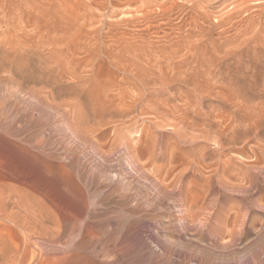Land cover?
I'll use <instances>...</instances> for the list:
<instances>
[{
    "label": "rangeland",
    "instance_id": "1",
    "mask_svg": "<svg viewBox=\"0 0 264 264\" xmlns=\"http://www.w3.org/2000/svg\"><path fill=\"white\" fill-rule=\"evenodd\" d=\"M0 204L30 264H264V0H0Z\"/></svg>",
    "mask_w": 264,
    "mask_h": 264
},
{
    "label": "bare ground",
    "instance_id": "2",
    "mask_svg": "<svg viewBox=\"0 0 264 264\" xmlns=\"http://www.w3.org/2000/svg\"><path fill=\"white\" fill-rule=\"evenodd\" d=\"M87 61V60H86ZM88 63V62H87ZM90 63V62H89ZM91 64V63H90ZM118 67V66H117ZM127 67V66H126ZM118 69H120V68H118ZM126 69V68H125ZM74 70V69H73ZM124 72V71H123ZM72 73V72H71ZM135 73V72H134ZM126 74V73H125ZM241 75V74H240ZM126 76V75H125ZM132 76V75H131ZM242 77V76H241ZM140 78V77H139ZM146 79V78H145ZM128 80V79H127ZM126 80V81H127ZM139 80V79H138ZM125 81V80H124ZM228 81V80H227ZM232 81V80H231ZM159 82V81H158ZM236 82V81H235ZM121 83V82H120ZM145 83H148V81H145ZM142 84H144V83H142ZM153 84H154V82H153ZM227 84H228V82H227ZM159 85H160V83H159ZM220 85V84H219ZM153 86H155V88H156V86L157 87H159L158 85H153ZM163 86V85H162ZM230 86V85H229ZM236 86V85H235ZM125 87V86H124ZM144 87V86H143ZM149 86H147V87H145V88H148ZM226 87H228V86H226ZM132 88V87H131ZM152 88V87H151ZM162 88V87H161ZM231 88V87H230ZM119 89V88H118ZM126 89V88H125ZM128 89V88H127ZM72 90V89H71ZM70 90V91H71ZM128 90H131L130 89V87H129V89ZM127 90V91H128ZM235 90V89H234ZM16 91V90H15ZM124 91V90H123ZM140 91V90H139ZM138 91V92H139ZM131 92V91H130ZM15 93V92H14ZM76 93V92H75ZM118 93V92H117ZM129 93V92H128ZM133 93V92H132ZM135 94V93H134ZM133 94V95H134ZM139 94V93H138ZM135 95H137V93L135 94ZM134 95V96H135ZM140 95V94H139ZM122 96V95H121ZM139 97V96H138ZM144 97H145V95H144ZM116 98H118V96L116 97ZM140 98H141V96H140ZM61 99V98H60ZM130 99V98H129ZM128 99V100H129ZM144 99V98H143ZM143 99H142V101H143ZM167 99V98H166ZM199 99H200V97H199ZM67 100V99H66ZM120 100H121V98H120ZM132 100V99H131ZM133 100H135V99H133ZM145 100V99H144ZM152 100V99H151ZM66 102V101H65ZM125 102V101H124ZM130 102V101H129ZM147 102V101H146ZM111 103V102H110ZM131 103V102H130ZM138 103V102H137ZM147 103H149V102H147ZM50 104V103H49ZM54 104V103H53ZM59 104V103H58ZM125 104V103H124ZM123 104V105H124ZM139 104V103H138ZM152 103H149V105H151ZM245 104V103H244ZM52 105V104H51ZM144 105V104H143ZM142 105V107H145L146 106V104H145V106H143ZM132 106V105H131ZM134 106V105H133ZM241 106V105H240ZM126 107V106H125ZM124 107V108H125ZM135 107H137L136 105H135ZM157 108H159V107H157ZM136 109V108H135ZM140 109V111L142 110V108L140 107L139 108ZM144 109V108H143ZM151 111H153V110H151ZM139 112V111H138ZM154 112H156V110L154 111ZM158 112V111H157ZM160 112H162V111H160ZM164 113H162L161 115H163ZM165 114H168V113H166L165 112ZM164 117V116H163ZM125 118V117H124ZM155 118H157V117H155ZM159 118V117H158ZM64 119V118H63ZM154 120V119H153ZM67 121V120H66ZM150 121V120H149ZM148 121V122H149ZM157 121H159V120H157ZM153 122V121H152ZM157 124V123H156ZM158 124H160V123H158ZM157 124V125H158ZM67 125V124H66ZM101 125V124H100ZM146 126V125H145ZM153 127V126H152ZM154 127H156V126H154ZM159 128H160V125H159ZM158 128V129H159ZM157 129V128H156ZM155 129V130H156ZM93 130H94V128H93ZM151 130H153V128L151 129ZM150 130V131H151ZM126 133V132H125ZM185 133V132H184ZM123 134V133H122ZM121 135V134H120ZM128 135V134H127ZM153 136H155V138L151 141V143L154 145V147L153 148H155V149H153L154 150V155H155V157H160V156H162L163 155V153H164V151L166 150V146H165V141H164V139L163 138H161L160 136H158V137H156V135H153ZM162 136V135H161ZM177 136H178V134H177ZM180 136V135H179ZM186 136V135H185ZM80 137V136H79ZM115 137V136H114ZM130 137V136H129ZM203 137H204V135H203ZM117 138V137H116ZM139 138V137H138ZM137 138V139H138ZM80 139V138H79ZM152 139V138H151ZM134 140V139H133ZM132 139H130V138H128V137H125V135L124 136H122V137H119V134H118V139L116 140V143L117 144H114V145H118V146H120V147H122V149L124 150V153H125V155L126 156H128L129 157V159L132 161V163L130 164V165H132V168L135 170V171H140L141 173H142V176L144 177V178H146V179H148L149 181H150V183H152L158 190L159 189H161L162 187H164V184H163V181L165 180L164 179V177H163V175L162 174H160L158 177H157V171H159V169L158 170H155L153 173H151V174H147L146 172H144L143 171V166L142 165H139L135 160H134V154H133V152H134V149H133V147H132V141H133ZM145 140V139H144ZM176 140V139H175ZM180 140V142L182 143V144H185V145H189V146H191V145H195V142L193 141V140H191V139H188V138H181V139H179ZM137 142L138 141H143L141 138H139L138 140H136ZM204 142V141H203ZM95 143V142H94ZM96 143H97V141H96ZM175 143H177V142H175ZM98 144V143H97ZM166 144H168V143H166ZM105 145V144H104ZM181 145V144H180ZM184 145V146H185ZM94 146V145H93ZM98 147V146H97ZM186 147V146H185ZM188 147V146H187ZM187 147H186V149H187ZM184 148V147H183ZM133 149V150H132ZM110 150V149H109ZM96 151H97V148H96ZM101 151V150H100ZM112 152V151H111ZM169 152V151H168ZM97 153V152H96ZM95 153V154H96ZM100 153V152H99ZM124 155V154H123ZM124 155V156H125ZM96 156V155H95ZM100 156H101V154H100ZM98 157V156H97ZM166 157V156H165ZM171 157V156H170ZM110 158V157H109ZM121 158V157H120ZM126 158V157H125ZM103 159V158H102ZM159 159V158H158ZM111 160H112V158H111ZM121 160V159H120ZM103 161V160H102ZM119 161V160H118ZM109 162V161H108ZM140 163V162H139ZM187 163H188V160H187ZM186 163V164H187ZM103 164V163H102ZM112 164H114V163H112ZM170 164V163H169ZM110 165V164H109ZM118 165V164H117ZM122 165V164H121ZM101 166V165H100ZM107 166H108V164H107ZM107 166H104L105 168L107 167ZM113 166H115V165H113ZM120 166V165H119ZM186 166V165H185ZM219 166V165H218ZM103 167V166H102ZM110 167V166H109ZM171 167V166H170ZM184 167V166H183ZM115 168V167H114ZM122 168V167H121ZM120 168V169H121ZM184 168H186L187 170L186 171H189L188 170V168L187 167H184ZM107 169V168H106ZM112 169V168H111ZM116 169V168H115ZM115 169H113V170H115ZM118 169V168H117ZM116 169V170H117ZM105 170V169H104ZM115 170V171H116ZM169 170V169H168ZM182 170V169H181ZM194 170V169H193ZM183 171H185V169L183 170ZM182 171V173L181 172H179L178 174H180V175H178V181H180L181 179H182V176H183V174H184V172ZM192 171V170H191ZM177 172V171H176ZM193 172V171H192ZM196 172V171H195ZM104 173V172H103ZM111 173V172H110ZM194 173V172H193ZM106 174V173H105ZM112 175V174H111ZM115 175V174H114ZM175 175V174H174ZM104 176V175H103ZM102 176V177H103ZM108 176V175H107ZM165 177H166V174H165ZM173 177V176H172ZM209 177H210V175H209ZM113 178V177H112ZM167 178V177H166ZM103 179V178H102ZM108 179V178H107ZM111 179V178H110ZM110 179H109V181H110ZM220 179V178H219ZM104 180V179H103ZM171 180V179H170ZM177 181V180H176ZM104 182V181H103ZM102 182V183H103ZM112 182V181H111ZM116 182V181H115ZM224 182V181H223ZM119 183V182H118ZM147 183V182H146ZM175 183H177V182H175ZM110 184V183H109ZM115 184V183H114ZM167 184V183H166ZM218 184V183H217ZM104 185V184H103ZM120 185V186H119ZM118 186L119 187H122V185L121 184H119ZM173 186H174V184H172ZM108 186V185H107ZM110 186V185H109ZM175 186H176V184H175ZM105 187V186H104ZM111 187V186H110ZM118 187V188H119ZM130 187V186H129ZM179 187V186H178ZM215 187V186H214ZM115 188H116V186H115ZM117 188V189H118ZM173 187L171 186V189H172ZM225 188V187H224ZM120 189V188H119ZM131 189V188H130ZM138 190V189H137ZM177 191H175L179 196L181 195V193H179L180 192V189H179V191H178V189H176ZM155 191V190H154ZM125 192V191H124ZM172 192V191H171ZM216 192V191H215ZM214 192V193H215ZM114 193V192H113ZM128 194H129V192H127ZM139 195V194H138ZM137 195V196H138ZM182 196V195H181ZM180 196V197H181ZM122 197V196H121ZM131 197H133V196H131ZM124 198V197H123ZM159 198V197H158ZM127 199V198H126ZM125 199V200H126ZM132 199V198H131ZM173 199H175V198H173ZM17 200V199H16ZM130 200V199H129ZM128 200V201H129ZM136 201V200H135ZM127 202V201H126ZM148 202V201H147ZM150 202V201H149ZM176 202V201H175ZM185 202V201H184ZM151 203V202H150ZM179 203V202H178ZM190 203V202H189ZM137 204H138V202H137ZM0 205H2V204H0ZM151 205V204H150ZM176 205V204H175ZM208 205V204H207ZM3 206V205H2ZM2 206H1V208H2ZM179 206V205H178ZM181 207V206H180ZM180 207H178V208H180ZM208 207V206H207ZM213 207V206H212ZM0 208V222H2L6 227H9V228H6V229H8V230H10V228H11V230L13 231V228H18V229H20L21 230V232L23 233L22 235L25 237V243H24V245H23V247H20V246H18V245H15V247H8L9 245H8V243H10L11 241H7L6 240V238H5V240L8 242L7 243V245H6V241L3 239V238H1L2 237V234H0V257H1V259H2V261L3 260H5V258H7L8 256H10L11 258H13L14 259V263H16V264H30L31 263V261L29 260H27L28 258H30V257H28L27 258V256H28V254H29V252L30 253H33V251L31 252L30 250L32 249V247H31V244L32 243H34L35 242V238H34V236H32V235H34L33 234V232H32V230L30 229V230H28V228H26V225H24V226H22V223H20L21 221L20 220H22L21 218L22 217H20L21 215L19 214V213H13V214H10V213H7V212H5V210L4 209H1ZM4 208V207H3ZM218 208V207H217ZM221 208V207H220ZM29 209V208H28ZM203 209V208H202ZM213 209H214V207H213ZM182 210V209H181ZM193 210V209H192ZM211 210V209H210ZM209 211V210H208ZM22 212V211H21ZM26 212V211H25ZM187 212V211H186ZM30 213H32V212H30ZM196 213V212H195ZM205 213V212H204ZM185 214V213H184ZM190 214V213H189ZM201 214V213H200ZM183 215V214H182ZM181 215V216H182ZM196 215V214H195ZM206 215V214H205ZM207 215H209V214H207ZM221 215V214H220ZM208 217V216H207ZM182 219L184 220H186L187 218H186V216H182ZM198 219V218H197ZM208 219V218H207ZM172 220V219H171ZM37 221H39V220H37ZM182 221V220H181ZM186 222V221H185ZM245 222V221H244ZM23 223H24V221H23ZM26 223V222H25ZM32 223V222H31ZM225 223V222H224ZM3 224H1V226L3 225ZM44 224V223H43ZM181 224V223H180ZM180 224H178V225H180ZM222 224V223H221ZM244 225V224H243ZM29 226V225H28ZM27 226V227H28ZM196 226V225H195ZM185 227V226H184ZM192 227V226H191ZM199 227V226H198ZM212 227V226H211ZM5 228V227H4ZM190 228V227H189ZM196 228V227H195ZM202 228V227H201ZM219 228H221V227H219ZM182 229V228H181ZM185 229V228H184ZM191 229V228H190ZM189 229V230H190ZM203 229V228H202ZM211 229V228H210ZM213 229V228H212ZM45 230V229H44ZM61 229H59V231H60ZM11 231V232H12ZM16 231H18V230H16ZM15 231V232H16ZM58 232V231H57ZM217 232H218V230H217ZM18 234L20 233V232H17ZM43 233V232H42ZM215 233V232H214ZM220 233V232H219ZM17 234V235H18ZM218 234V233H217ZM21 235V234H20ZM19 235V236H20ZM210 235H212V234H210ZM222 235V234H221ZM41 237H42V234L40 235ZM44 236V235H43ZM234 236H236V235H234ZM36 237V236H35ZM38 237V236H37ZM44 237H46V236H44ZM51 237V236H50ZM50 237H48V238H50ZM231 237H232V235H231ZM8 238V237H7ZM236 238H237V236H236ZM17 239V238H16ZM20 239V237L18 238V240ZM52 239H53V237H52ZM232 239V238H231ZM9 240V239H8ZM23 240V239H22ZM40 240V239H39ZM223 240V239H222ZM236 240V239H235ZM237 240H238V238H237ZM42 241V240H41ZM45 241H46V239H45ZM49 241V240H48ZM216 241H217V239H216ZM21 242V241H20ZM39 242V241H38ZM38 242H36V245H34L33 244V246H36L37 248H38V246H37V244H38ZM219 242V241H218ZM13 242H11V244H12ZM42 243V242H41ZM53 243V242H52ZM40 244V243H39ZM38 244V245H39ZM50 244V243H49ZM221 244V243H220ZM47 245V244H46ZM223 245V244H222ZM11 246H13V245H11ZM45 247V246H44ZM56 247V246H55ZM31 255V254H30ZM34 257V256H33Z\"/></svg>",
    "mask_w": 264,
    "mask_h": 264
}]
</instances>
